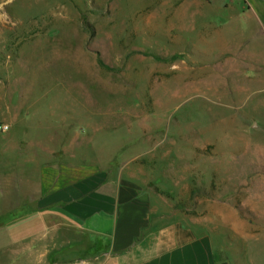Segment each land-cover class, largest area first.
Listing matches in <instances>:
<instances>
[{"label":"rangeland","instance_id":"374dc122","mask_svg":"<svg viewBox=\"0 0 264 264\" xmlns=\"http://www.w3.org/2000/svg\"><path fill=\"white\" fill-rule=\"evenodd\" d=\"M68 159L264 264V0H0V233Z\"/></svg>","mask_w":264,"mask_h":264},{"label":"crops","instance_id":"0c3cea01","mask_svg":"<svg viewBox=\"0 0 264 264\" xmlns=\"http://www.w3.org/2000/svg\"><path fill=\"white\" fill-rule=\"evenodd\" d=\"M71 172L68 159L21 192L1 227L0 264H228L211 233L156 214L136 184L109 187L95 166Z\"/></svg>","mask_w":264,"mask_h":264},{"label":"trees","instance_id":"16d2710c","mask_svg":"<svg viewBox=\"0 0 264 264\" xmlns=\"http://www.w3.org/2000/svg\"><path fill=\"white\" fill-rule=\"evenodd\" d=\"M156 59H159L158 57H155ZM176 57L175 56H173L171 59H175ZM159 60H161V59H159ZM163 60V59H162Z\"/></svg>","mask_w":264,"mask_h":264}]
</instances>
